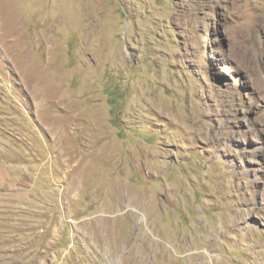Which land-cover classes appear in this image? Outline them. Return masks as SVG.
<instances>
[{"label": "rangeland", "instance_id": "1", "mask_svg": "<svg viewBox=\"0 0 264 264\" xmlns=\"http://www.w3.org/2000/svg\"><path fill=\"white\" fill-rule=\"evenodd\" d=\"M0 264H264V0H0Z\"/></svg>", "mask_w": 264, "mask_h": 264}, {"label": "bare ground", "instance_id": "2", "mask_svg": "<svg viewBox=\"0 0 264 264\" xmlns=\"http://www.w3.org/2000/svg\"><path fill=\"white\" fill-rule=\"evenodd\" d=\"M86 148V147H85ZM100 152V151H99ZM94 154H96V151H95V153ZM98 154V153H97ZM96 154V155H97ZM86 155H87V153H86ZM89 155V154H88ZM93 157V156H92ZM94 158H95V156H94ZM86 159V158H85ZM90 160V159H89ZM132 198H133V196H132ZM135 201V200H134ZM134 203V202H133Z\"/></svg>", "mask_w": 264, "mask_h": 264}]
</instances>
